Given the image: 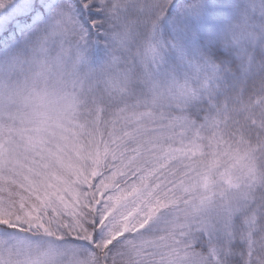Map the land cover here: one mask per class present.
Instances as JSON below:
<instances>
[{
	"label": "snow or ice",
	"instance_id": "obj_1",
	"mask_svg": "<svg viewBox=\"0 0 264 264\" xmlns=\"http://www.w3.org/2000/svg\"><path fill=\"white\" fill-rule=\"evenodd\" d=\"M0 264H264V0H0Z\"/></svg>",
	"mask_w": 264,
	"mask_h": 264
}]
</instances>
